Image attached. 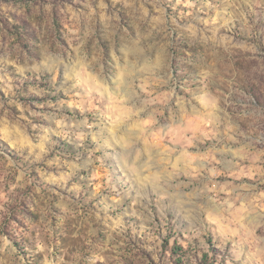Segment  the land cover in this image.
I'll return each instance as SVG.
<instances>
[{"label": "rangeland", "instance_id": "374dc122", "mask_svg": "<svg viewBox=\"0 0 264 264\" xmlns=\"http://www.w3.org/2000/svg\"><path fill=\"white\" fill-rule=\"evenodd\" d=\"M0 264H264V0H0Z\"/></svg>", "mask_w": 264, "mask_h": 264}, {"label": "trees", "instance_id": "16d2710c", "mask_svg": "<svg viewBox=\"0 0 264 264\" xmlns=\"http://www.w3.org/2000/svg\"><path fill=\"white\" fill-rule=\"evenodd\" d=\"M172 250H173V252H174V251H175V247H173V249H172ZM177 250H178V249H177ZM180 262H181V261H180Z\"/></svg>", "mask_w": 264, "mask_h": 264}]
</instances>
